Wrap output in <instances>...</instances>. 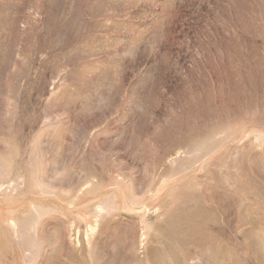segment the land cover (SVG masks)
<instances>
[{
	"label": "rangeland",
	"instance_id": "1",
	"mask_svg": "<svg viewBox=\"0 0 264 264\" xmlns=\"http://www.w3.org/2000/svg\"><path fill=\"white\" fill-rule=\"evenodd\" d=\"M0 264H264V0H0Z\"/></svg>",
	"mask_w": 264,
	"mask_h": 264
}]
</instances>
